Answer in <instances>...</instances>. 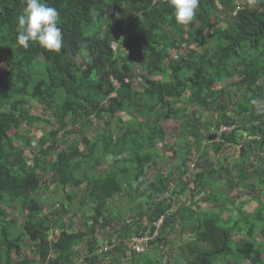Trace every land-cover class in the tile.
<instances>
[{
  "label": "trees",
  "instance_id": "16d2710c",
  "mask_svg": "<svg viewBox=\"0 0 264 264\" xmlns=\"http://www.w3.org/2000/svg\"><path fill=\"white\" fill-rule=\"evenodd\" d=\"M44 2L60 13L58 26L64 42L59 53L37 42H30L27 49L19 45L16 17L25 0H0V63L5 64L0 66V264H12L14 252L20 256L19 264H36L38 256L43 264H72L80 244L94 253L100 244V228L113 226L118 219L112 203L117 195L126 196L127 201L148 199L145 205L138 202L137 220L126 222L127 228L117 231L123 239L140 233L143 226H150L153 234L154 223L165 216L159 235L149 244H157L159 249L162 236L176 230L178 224L191 235L180 246L179 264H214L229 255L235 257L223 264H242V260L263 264L264 112L252 101L264 98V0H200L187 25L176 22L169 0ZM116 20L124 21V29L116 31ZM85 43L88 48L82 50ZM118 47L125 52L117 54ZM188 48L185 55H171ZM138 66L145 69L141 84ZM225 97L236 100L232 107ZM35 101L52 114H34ZM116 115L118 122L112 124ZM214 115L215 121L209 120ZM92 117L102 122L106 132L92 138L76 132L74 127L84 128L86 119ZM171 120L183 135L172 142L183 175L194 159L191 148L202 159L199 171L192 173L195 179L181 185L186 198L174 209L173 202L157 196L175 181V172L161 175L158 171L156 182L149 187L150 197L139 184L154 170L166 169L159 166L157 145L167 141L164 122ZM35 123L53 128L39 138L41 150L29 157L24 155L25 147L32 142L21 130ZM222 124L234 125L235 130L222 133L218 130ZM214 127L220 138L215 155L223 146L227 150L241 147L230 175L223 164L214 161L210 169L204 167L210 164L205 147ZM71 135L76 139L70 141ZM62 141H66L65 147ZM49 156L55 158L49 160ZM109 156L121 157L119 164L108 166L104 174L97 173L94 165L101 166ZM223 177L237 179L236 186L244 185L248 193L256 191L257 195L253 199L256 209L242 211L232 225H226L223 217L230 192H222L215 184L211 192L204 190L206 180L220 182ZM53 184L58 191L69 189L65 192L67 204L54 202L57 208L42 214L38 195L51 194ZM82 187L90 215L84 231H70L65 216ZM200 201L212 203L214 209L203 210ZM17 205L23 217L20 224L10 217ZM53 228L58 234L49 240ZM29 240L38 252L33 258L24 253ZM126 250L121 242L107 264H176L150 252L127 260ZM170 251L168 257L173 256ZM91 253L86 264H104L100 254Z\"/></svg>",
  "mask_w": 264,
  "mask_h": 264
},
{
  "label": "rangeland",
  "instance_id": "374dc122",
  "mask_svg": "<svg viewBox=\"0 0 264 264\" xmlns=\"http://www.w3.org/2000/svg\"><path fill=\"white\" fill-rule=\"evenodd\" d=\"M123 22L120 20L115 21L116 31L118 29H121V28L124 29L125 23H123ZM91 31H93V28L88 30V32H91ZM188 51H189V48L188 49H182L179 52L178 51H172L171 55H173V57H177L178 55H185L186 53H188ZM124 52H125V49L120 50L119 47L116 50L117 54H123ZM0 66L4 67L5 64L0 63ZM137 74H138V78L140 80L139 81L140 84L143 83L144 82L143 81V74H145L144 67L138 66ZM262 82H264V79L262 80ZM225 99H226V102H229L230 107H232L233 103L236 102V100L234 98L231 99V98L225 97ZM258 101L261 102L260 106H262L264 108V98H261ZM34 103L35 104H34L33 109H32L34 114L46 115V116L52 114V111L50 112L49 109L43 110L42 106H40V104L37 103L36 101ZM121 113L119 115H121ZM128 115H131V114H128ZM134 115L135 114L132 113V116H134ZM124 116H126V114H124ZM130 117L131 116H127V118H130ZM158 118H159V116H158ZM142 119L144 120L143 117H142ZM215 119H216V116L214 115L212 117L210 116L209 120L215 121ZM110 121L112 124L117 123L118 122V116L116 115V116L112 117V119ZM149 123H153V122L150 121ZM164 125H165V130L167 133V136H166L167 141H159L158 145H157V149L159 150V155H158L159 163H160L159 166L166 168V169L169 168L171 170L176 171V178H175V181L173 183H171V186L167 187L166 192L164 194H161L160 196H157V195L156 196H157V198L165 199V201H167V202L172 200L173 202L175 201L176 203H178L179 199H177V198H182L184 196V194L181 193V185L184 184V182H188V181L195 179V176L192 173H195L196 170L199 171L198 169L201 168L200 165L202 164V159H199L200 154L197 153L195 149L191 148L190 152L196 160H195V162H193L191 160L188 164L190 165L191 168H193L194 172L186 174V175H183V172H177L178 171V165H181V160L179 159L180 158L179 154H176V151L178 149L175 148V146H172V142L175 143L177 141H180L183 135L181 134L180 131L177 130L178 125L171 123V122H169V124H167V122H166V123H164ZM70 127L71 126L67 127V129H69ZM220 127H221V125H220ZM220 127L218 130L221 132ZM52 128H53L52 125H46L44 123H35L30 128L27 124L24 125V128H22V130H21V134L26 135V138L31 139V142H32L27 147H25L26 152L24 155L32 157L33 153L39 152L41 150V149H39V147L42 144L40 142L38 143L39 138H41V136L44 133H47ZM74 128H75L76 132H80V135L83 131L87 136H89L91 138L95 137L98 132H106V129L103 128L102 122L99 119L94 118V117H92V119H90V118L86 119V125L84 128H81L80 126H76ZM112 129H114V128H112ZM218 130L215 127L211 129L214 137H216L215 134H217L219 136ZM14 132L15 131L13 130L11 132V134H13ZM69 137H70V141H73L76 139V137L74 135H71ZM251 138L252 137H249V139H251ZM214 142L215 143H212L211 141H209L207 143V145H209V146L207 148L205 147L206 152H208L209 163L210 162L213 163V161H214L215 163L223 164V167L228 169V172L226 174L230 175L233 172L232 167H233L234 161L237 159V157H239L241 155V147L232 146L227 150L225 148L226 146H223L220 154L215 155V150L219 146V140H215ZM17 144L21 145V141H17ZM144 144H145L146 149L149 152H151L152 149L149 147V144L146 140H144ZM65 146H66V141L65 142L62 141V147H65ZM84 150L86 151L87 149L84 148ZM54 158H55V156H49L48 157L49 160H53ZM119 158H121V157L109 156L107 161H105V163H103L101 166L98 164H95L94 166L97 170V173L104 174L107 171L108 166L112 167L114 164H119V162H118ZM249 161L252 162L253 158H251ZM211 163L209 164V166H208V164H205L204 167H206V168L208 167L210 169ZM154 171L158 172L159 170H154ZM228 178L229 177H225V178L223 177V180L220 182L217 181L218 180L217 178L216 179L212 178L213 183L209 180H206L204 183V190L206 192H209V191L211 192V186H213V184H215L214 186L219 187V189L222 190V192L233 193V194L229 193L227 203L231 204L232 207H234V208L231 212H228V214L226 213L225 216H223L225 224L226 225H232V221L235 218H241L240 214H243L242 211H245V212L248 211V213H252L256 209L257 202L253 199H254V197H257V195H256V191H254V192L252 191L251 193H248L249 191L246 188H244V185L243 186H236V183H238L237 179H234V178L228 179ZM44 180L47 181V179H44ZM154 183H155L154 179L149 178L148 176H145L140 181L139 184L142 187V190H146L145 196L150 194L151 189L149 187L151 185H153ZM192 187H193V184H192ZM217 187H215L214 190H216ZM50 189H51V194L45 193V194H39L38 195V197L40 199V203L43 207L42 214H48L50 212V210H52L54 207L57 208V206L53 205L54 202L56 203V205H59L62 202L67 204V198H66L65 192H67L69 189H66L65 192H63V190L58 191L57 188L55 187V184L51 185ZM77 193H78V199L76 200V204L73 207H71L70 213L67 216H65V221L67 224H69V230L70 231H76L77 228L84 231L86 229V224L84 222L86 221V217L90 215V204H88L87 201L85 200L84 187H82L80 190H78ZM202 194H200V197L202 196ZM49 195H50V199H49ZM150 196H152V194L149 195V197ZM156 196H155V198H156ZM251 196H253L252 199H251ZM137 197H138V195H137ZM225 199H227V198H225ZM147 200H148L147 198L141 199V200L138 198L135 201H127L126 196H122V195H117L113 198V200H112L113 213L118 216V219H117L116 223H113L114 224L113 226L110 225L109 227H106L104 229L100 228V230H99L100 233L98 234L101 246L105 247L104 252H106V249L109 248L108 242H107L109 240V236L107 235V232L109 233V235H111L110 236L111 238L114 236L113 239L120 237V234L117 231L122 229L123 226H126V228H127V226L129 224L126 222H133L134 220L135 221L137 220V216L139 213V210L137 208L138 202L142 201L143 205H145ZM154 201H156V199H154ZM242 201H244L245 203ZM51 205H53V206H51ZM209 205L210 204H206V202H205V204H202L201 207L205 210L209 207ZM20 207H21L20 205H17L16 209H13L10 211V217H15L18 220L19 224L22 223V221H23V217L21 216L22 214L20 213ZM145 207H147V205ZM236 211H239V212H236ZM173 216H174V214H173ZM143 223L145 225L147 223L146 220L143 219ZM176 226H177L176 230L169 232V233H166L164 236H162L163 241L161 243H158L159 249H157V244H155V245L153 244L146 251H151L150 253H153L156 256L159 255L160 260L166 261V259L169 258L172 262H175V259H177L176 258L177 256L175 254L178 252V249H180V246L186 240L189 239V232L188 231H182L181 227H178V224ZM143 227H142V229H140V231H144V232L147 230L150 231V226H148L147 229H143ZM52 231L54 233L51 236V238L55 239L56 235L58 234V231L56 230V228H53ZM236 237H237V239L239 238L238 235H236ZM260 238H261V235L259 236V239ZM235 243H236L235 241L232 243L233 247H235ZM170 250H173L174 253L173 252L172 253L176 257L175 256L168 257V256H170V255H168V253H171ZM161 251H164V252L166 251V252H165V254H163L164 252H161ZM175 251H176V253H175ZM24 253L27 254L28 257H30V258H33L34 255H36L38 253L37 251H35L34 244L30 240L26 243ZM86 255H87V250L85 249L84 244H80L79 245L78 259H82ZM234 257H235L234 255H229L228 257L221 256L218 258V260L214 264H223L224 261H226V260H228L227 262H229V260L233 259ZM37 259H38L37 264H43L42 259H39V258H37ZM243 263L244 262L242 261V264ZM177 264H179V262H177Z\"/></svg>",
  "mask_w": 264,
  "mask_h": 264
},
{
  "label": "clouds",
  "instance_id": "9594fccd",
  "mask_svg": "<svg viewBox=\"0 0 264 264\" xmlns=\"http://www.w3.org/2000/svg\"><path fill=\"white\" fill-rule=\"evenodd\" d=\"M169 4L174 9L176 22L187 25L194 19L200 0H169ZM59 20V11L55 7L49 6L44 0H25L22 13L16 17L17 43L27 49L30 42H37L40 47L59 53L64 42L62 29L58 26ZM81 48L87 50L88 45L85 43ZM252 103L259 111L264 112V108L260 107V101L253 100ZM159 232L156 236L154 235L155 231L150 234L149 230L136 233V235L148 233L152 236L144 251L149 242L157 238ZM38 258L41 259L40 256Z\"/></svg>",
  "mask_w": 264,
  "mask_h": 264
},
{
  "label": "crops",
  "instance_id": "0c3cea01",
  "mask_svg": "<svg viewBox=\"0 0 264 264\" xmlns=\"http://www.w3.org/2000/svg\"><path fill=\"white\" fill-rule=\"evenodd\" d=\"M255 3V2H254ZM173 121H175V120H173ZM173 121L171 120V121H165L164 123H166L167 122V124H169V122H171V123H173ZM216 135V137H214V135H213V132H211V133H209V141H211L212 143L215 141V140H219V142H220V138H219V136L217 135V134H215ZM208 143V142H207ZM215 143V142H214ZM195 158L192 160L193 162H195ZM217 165H218V163H216ZM170 171H173V172H175L176 173V171H174V170H171V169H169V168H167V169H159V172H160V174L161 175H163L164 173L166 174V173H170ZM163 172V173H162ZM177 172H182L181 171V169H180V165H178V171ZM192 172H194L193 171V168H191L190 167V165H189V171L187 172L188 174L189 173H192ZM156 173H157V171L155 172V171H153L151 174L152 175H146V176H148L149 178H153L154 179V181H155V175H156ZM186 173V174H187ZM175 176H176V174H175ZM156 182V181H155ZM150 186V185H149ZM231 194H233V193H231ZM191 194L190 193H188V196H190ZM185 198H186V196L184 197H182V198H177V199H179V201H178V203H176L175 201L173 202L172 200H170L169 201V203H171V202H173L172 204V207H173V209H174V207L176 208V207H179L183 202H184V200H185ZM175 199V198H174ZM195 199H197V198H195ZM242 202H244V201H242ZM200 205L202 206V204H205V202L203 203L202 201H200ZM245 203V202H244ZM206 204H210V203H207L206 202ZM204 206V205H203ZM227 207L229 208H227V214H228V212H231L232 210H233V208L234 207H232V205L231 204H229V205H227ZM203 209V208H202ZM208 210H212V209H214V206H213V204L211 203L210 205H209V207L207 208ZM207 209H205V210H207ZM216 209V208H215ZM204 210V209H203ZM236 212H239V211H236ZM226 213H224V216H225V214ZM53 231L52 230H50L49 231V240H51V236L53 235ZM100 233V232H99ZM98 233V234H99ZM107 235L109 236V240L107 241L108 242V247L109 246H111L112 245V247H110L109 249H108V251H106V252H101L100 250L104 247H102L101 246V243H100V241H99V237H98V241H99V247H97L96 248V250H94L93 252L94 253H91V251L89 250V247H87V245L86 244H84V247H85V249L87 250V255L84 257V258H82V259H78V253H79V246H78V248H77V254H76V256L73 258V260H72V264H86V257L91 253V254H95V253H98V254H100L101 255V259L103 260V263L104 264H107L108 262H110L111 260H112V258L114 257V250L118 247V246H120L121 245V242H123L124 243V245L126 246V248H127V250H126V252L124 253V255H126V258L125 259H129L130 257H132L133 255L135 256V257H137L138 259L141 257V255L143 254V255H146V253H148V252H151V251H146L149 247H150V244L148 245V247H147V249L144 251V252H137L135 249H134V247H133V244H134V242H133V237L136 235V233L134 232L133 234H131V236L130 237H127V238H122V237H118V238H115V239H113V237L111 238L110 236L111 235H109V233L107 232ZM113 235V234H112ZM98 236V235H97ZM191 237V235L189 234V238ZM111 238V239H110ZM187 241V240H186ZM106 242V243H107ZM116 244H115V243ZM175 253H176V251H175ZM151 254H153V253H151ZM51 255H53V253L51 254ZM177 257H176V256ZM175 255H173V256H175L177 259H175V262H176V264H177V262H178V258L180 259V257H181V250L179 249L178 250V252L175 254ZM16 256V257H15ZM115 257H117V256H115ZM18 258V259H17ZM17 259V260H16ZM19 260H20V256L18 257L17 256V254L14 252V258H13V260H12V264H19ZM230 261V260H229ZM244 263L243 264H247L248 262H247V260H242ZM37 262H38V260H37ZM37 262H36V264H37ZM180 262V261H179Z\"/></svg>",
  "mask_w": 264,
  "mask_h": 264
},
{
  "label": "built area",
  "instance_id": "2783aa9c",
  "mask_svg": "<svg viewBox=\"0 0 264 264\" xmlns=\"http://www.w3.org/2000/svg\"><path fill=\"white\" fill-rule=\"evenodd\" d=\"M234 15L237 14V12L235 11L233 13ZM114 84L115 85H118V82L117 81H114ZM221 132L222 133H232L234 130H235V126L234 125H226V124H223L221 125ZM164 220H165V216H161L155 223V236L158 234V232L160 231V229L162 228L163 226V223H164ZM152 238V236H150L148 233H145L144 235H135L133 237V247L134 249L137 251V252H141V251H144L148 241ZM115 243V242H114ZM116 244V243H115ZM112 247L109 246V248ZM106 249V251H108V249ZM105 250V247H103L100 251L103 252Z\"/></svg>",
  "mask_w": 264,
  "mask_h": 264
}]
</instances>
